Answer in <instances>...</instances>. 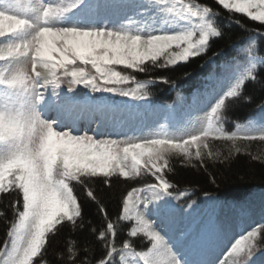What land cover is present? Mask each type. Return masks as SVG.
Instances as JSON below:
<instances>
[{
  "label": "snow or ice",
  "instance_id": "obj_1",
  "mask_svg": "<svg viewBox=\"0 0 264 264\" xmlns=\"http://www.w3.org/2000/svg\"><path fill=\"white\" fill-rule=\"evenodd\" d=\"M85 2L12 0L9 7L23 3L27 14L13 15L0 9L10 18V22L0 28V64L3 65L0 67V87L11 93L0 101V128L3 129L0 133V193L16 191L22 197V210L17 207L19 201L13 205L15 218L8 230L5 246L0 247V264H34L33 258L41 253L48 235L55 231L57 225L63 221L76 224L81 216V207L71 182L85 183V177L108 178L117 173L122 178H132L145 169L155 177V182L143 188L133 187L123 199L124 215L121 219H135L137 222L132 235L143 232L152 241L151 248L135 255L144 264H184L169 246L171 244L165 242V236L156 229L153 218L148 216L150 207L161 220L178 212L175 205L168 202L174 199L170 191L173 186L161 174L168 164L165 159L167 152L182 153L190 160L195 148V157L202 158L210 137L233 141L235 146L238 138L264 141V129L248 131L238 125L237 132L226 133L218 126L219 110L225 105L223 98L216 102L207 117L210 127H219L216 132L200 127L196 131H193L196 128H191L179 134L154 133L112 139L105 138L110 135H98L95 131L78 130L75 124L69 127L58 121L46 124L41 109L53 106L49 104V98L53 104H58L61 94H71L76 86L83 85L98 93L146 98L149 95L147 86L152 82L135 81L134 88L120 87L133 78L116 71V66L139 72H146L148 63L158 68H173L204 53L209 38L221 35L217 27L206 19L211 11L209 8H201L185 0H175L174 6L163 9L157 6L156 11L175 12L180 20L189 24L190 17L198 18L199 23L190 28L176 30L160 24L132 30L64 24V18L82 8ZM219 3L225 9L264 22V0H228L227 5L219 0ZM152 23H155V16ZM160 37L169 40L171 46L167 51L154 45L152 38ZM77 62L91 65L95 74L87 72ZM61 75L65 79L71 77L67 80L66 92ZM161 82L168 83V80L162 78ZM241 83L238 81L226 96H237ZM20 127L31 128L33 132L41 130L35 149L24 137L13 133V129ZM104 183L109 181L105 179ZM145 192L152 194L150 199H142ZM87 195L95 199L93 191L89 190ZM141 203L143 211L137 207ZM25 225L30 227V232L20 242L19 251L13 252L12 242ZM107 230L113 232L114 225L108 223ZM257 231L253 229L236 238L227 250L228 255H243L250 264L259 253L255 243ZM186 234L182 231L181 238ZM99 235L104 237L105 232L101 231ZM200 242L202 240L195 238L192 241L193 245ZM124 248L128 249L129 245L125 243ZM69 254H72V249H69ZM108 255L111 256L112 252ZM199 264H204L203 260Z\"/></svg>",
  "mask_w": 264,
  "mask_h": 264
},
{
  "label": "trees",
  "instance_id": "obj_2",
  "mask_svg": "<svg viewBox=\"0 0 264 264\" xmlns=\"http://www.w3.org/2000/svg\"><path fill=\"white\" fill-rule=\"evenodd\" d=\"M0 1L12 3V0ZM185 2L209 8L211 11L206 19L217 27L221 35L209 38L204 53L173 68H158L151 63L147 64L146 72L115 67L116 71L133 78L120 87L134 88L135 81H151L146 98L98 93L80 85L71 94L62 93L60 96L75 95L74 99L59 100L58 104H53L51 100L49 104L53 106L47 109H54L55 117H66L71 125L76 116H82L83 121L89 123L93 120L89 119L90 116L101 114L106 123L111 121L112 112L125 114V121L139 113H158L164 123L159 124L152 134L176 133L182 125L208 110L213 101L215 105L223 98L225 105L219 110L218 126L226 133L237 132L238 125L248 131L264 129V22L225 9L219 0ZM170 6L168 0L158 5L162 9ZM190 20L191 24L186 28L199 23L198 18L190 17ZM77 64L95 74L91 65ZM0 67L3 65L0 64ZM162 78L168 83H162ZM69 79L71 77L65 79L66 82ZM238 81L242 83L237 96L227 97L226 93ZM64 90L66 92L67 87ZM0 91L7 89L0 87ZM138 105H141L140 109ZM225 140L210 137L202 158L184 160L173 155L161 174L173 186L170 191L174 199L168 202L173 203L178 212L170 217L185 221L191 228V237L187 240L191 248L200 247L203 243L193 245L194 238L204 239L211 249L220 248L216 264H247V257L230 256L227 250L236 238L257 229V255L264 254L261 251L264 250V154L253 153L261 147L259 139H236L235 142L239 143V150L236 151L223 150L221 145L226 143L223 142ZM83 179L85 183L71 182L81 207V216L75 225L71 221L57 225L55 231L48 235L41 253L33 258L34 264H144L135 253L146 252L151 248L152 241L143 232L132 235L137 222L135 219H121L124 215L123 199L133 187L143 188L154 183L155 177L145 169L132 178H122L117 173L108 178L96 176ZM105 179L108 184L104 183ZM89 190L94 192L95 199L87 195ZM151 196V193L145 192L142 199H150ZM14 204L22 210V197L16 191L0 193V247L5 246L8 230L15 218ZM137 207L143 211L142 203ZM201 208L204 212L210 208L207 227L194 214ZM148 216L153 218L154 226L165 236V242L173 244L182 261L183 242L174 238L168 228H160V221L163 220L158 216L152 217L149 212ZM108 223L114 225L113 232H108ZM101 231L105 232L104 237H100ZM125 243L129 245L128 249L124 248ZM69 249H72L71 255ZM109 252H112L111 256Z\"/></svg>",
  "mask_w": 264,
  "mask_h": 264
},
{
  "label": "rangeland",
  "instance_id": "obj_3",
  "mask_svg": "<svg viewBox=\"0 0 264 264\" xmlns=\"http://www.w3.org/2000/svg\"><path fill=\"white\" fill-rule=\"evenodd\" d=\"M144 5L141 1H121V0H86L84 6L70 15L66 16L63 20L64 24H77L82 27H106V28H115L120 25V22L127 19L128 17H132L134 21H131L132 24H139L140 21L149 20L151 17V26L157 27L162 23V17L165 20L163 25L171 27L173 29L179 30L181 28H185L188 24L187 21L180 20L175 12H167L165 16L161 13L156 12V9H152L148 13H143ZM0 9H5L10 11L13 15H23L25 5L21 3L19 6H7L0 3ZM164 14V13H163ZM155 16V23H152V18ZM10 22V18L6 16L4 13L0 12V28L5 27ZM14 22V21H13ZM163 63V61H160ZM121 67L125 70H132L131 68H127L125 66H116ZM11 95V93L7 94L4 98ZM42 114L46 116L48 119H52V116L48 112H44L42 109ZM113 119L109 124H102L101 122L95 124H89L88 126L82 125L80 119H76L75 124L78 125L80 130H93L97 132L96 128L100 130L103 128V135L114 136L116 139H127L128 137H141L146 136L148 130L151 126L155 124V117H146L144 115L137 116L134 120L130 121H122V117L112 116ZM204 116L198 117L191 124H186L181 127V131H185L187 129L196 128L199 129L204 124ZM60 124L63 125V121H60ZM94 125L96 127H94ZM92 131V132H93ZM179 132V133H180ZM111 133V134H110ZM99 135V134H98ZM108 138V137H105ZM187 139V137H185ZM221 146H223V150H239V143L235 142V146L233 141L225 140ZM261 147H258L253 153L256 155L264 154V141L260 143ZM195 148L192 149L193 156L195 157ZM215 150H212V152ZM173 155L181 156L184 160L186 159L182 153L179 152H171L169 153L165 159L168 161L170 157ZM166 167V166H165ZM164 167V168H165ZM152 212V211H151ZM168 227L173 229V232L177 236H181L182 231H186L187 234L184 237H189L190 231L184 222H176L173 223L170 220H167ZM185 256V264H199L200 257H208V264H214L219 256V251L209 252L208 248L203 245L199 248V250H191L189 249V245L186 244L183 252ZM259 264H264L263 261H259Z\"/></svg>",
  "mask_w": 264,
  "mask_h": 264
},
{
  "label": "clouds",
  "instance_id": "obj_4",
  "mask_svg": "<svg viewBox=\"0 0 264 264\" xmlns=\"http://www.w3.org/2000/svg\"><path fill=\"white\" fill-rule=\"evenodd\" d=\"M222 2H224L227 5L228 0H222ZM141 3L144 5L143 10L147 9L146 12H144V11L143 12L148 13L152 9H157L158 5L165 3V0H141ZM168 4L171 5L170 7L174 6L175 0H168ZM131 21H134L133 18L128 17L127 19L121 21L120 25L116 26V28H126V29L135 30L137 28H143V27H147V26L151 25V23H150L151 17H149V20L140 21L139 24H137V23L132 24V23H130ZM152 40H153L154 45L158 46L163 51H167L171 46L169 40L165 37L152 38ZM44 119H45L46 124H50L52 122H57L59 118L54 117L52 119H48L46 116H44ZM89 119H95L96 122L99 123L100 120L105 119V117L101 114H96L95 116H90ZM201 128H203L204 130L209 131V132L219 131V127L213 128V127H210L208 124H206L205 126H202ZM196 130L197 129H193V131H196ZM2 132H3V129L0 128V133H2ZM13 133L15 135L24 137L27 140V142L30 143L32 148L35 149L36 145L39 142L41 130L37 129L35 132H33L31 130V128L25 129L24 127H20L18 129H13ZM169 153H171V152H167V155ZM29 232H30V227L28 225H25L18 232L17 236L14 238V240L12 242L13 252L19 251L20 242L27 238Z\"/></svg>",
  "mask_w": 264,
  "mask_h": 264
}]
</instances>
